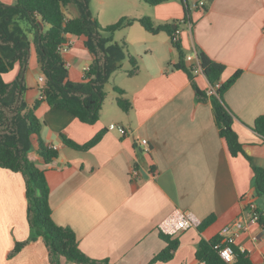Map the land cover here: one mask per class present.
<instances>
[{
  "label": "crops",
  "instance_id": "obj_1",
  "mask_svg": "<svg viewBox=\"0 0 264 264\" xmlns=\"http://www.w3.org/2000/svg\"><path fill=\"white\" fill-rule=\"evenodd\" d=\"M123 2L121 15L148 16L155 23L180 21L179 40L186 56L203 51L225 66L220 84L242 70L222 97L246 154L232 155L220 136L211 100H198L187 72L173 67L179 53L170 35L151 33L135 21L113 34L118 41L120 32L128 53L140 60L136 75L129 76V61L112 75L113 88L125 91L131 111L124 112L118 95L107 91L93 124L43 102L35 112L42 123L40 137L56 147L58 157L45 163L33 149L29 158L45 171L53 219L75 232L90 258L110 264H206L196 256L201 239L216 238L225 226L246 220L251 200L264 213V196L253 182V168H264V140L253 130L256 119L264 116V0H187L191 24L181 22L186 13L181 0L155 6L143 0ZM65 12L67 17L80 15L75 4ZM29 38L23 98L32 105L40 97L44 76L33 35ZM86 39L70 37V49L62 54L73 82H80L94 61ZM12 69L16 73L9 75ZM12 69L4 74L7 82L17 77L21 63ZM195 81L201 90L212 87L204 73L196 74ZM113 123L126 134L110 130ZM100 132L102 138L89 149H75L64 141L66 137L83 145ZM175 209L192 212L199 225L171 236L179 245L170 260H154L167 246L159 225ZM212 215L214 220L200 228ZM31 234L25 179L0 167V264H52L42 236L10 255L16 243ZM236 246L248 252L253 264H264V214L240 233ZM61 262L79 264L65 258Z\"/></svg>",
  "mask_w": 264,
  "mask_h": 264
},
{
  "label": "trees",
  "instance_id": "obj_2",
  "mask_svg": "<svg viewBox=\"0 0 264 264\" xmlns=\"http://www.w3.org/2000/svg\"><path fill=\"white\" fill-rule=\"evenodd\" d=\"M143 1L155 6L169 0ZM181 1L185 4L186 11L181 22L187 23L191 21L188 3L187 0ZM89 2V0H16L14 4H5L0 1V167L19 172L25 179L28 220L32 233L28 240L16 243L10 255L16 254L28 242L42 236L52 264H62L61 258L79 264H110L108 260L100 261L87 256L79 247L75 232L70 227L58 225L53 219L50 188L45 171L29 158V154L36 149L43 161L48 163L58 157V152L43 143L40 137L42 123L35 112L41 103L46 102L51 107L70 112L85 123H95L99 119L107 96L106 83L115 72L122 69L123 62L128 60L130 63L129 76L136 75L140 70L139 58L128 53L124 41H114L113 34L138 21L151 33L166 31L172 37L180 21L155 23L148 16L138 19L123 16L114 24L103 27L96 18H93ZM71 4L78 7L79 16L67 17L65 9ZM29 33L33 35L44 76V83L39 88L40 97L32 105L23 98V91L26 90L24 65L31 48ZM83 35L87 37L85 44L93 53L94 61L84 72L83 79L80 82H73L68 78L67 62L60 47L70 37ZM171 42L179 53L178 62L174 63L173 67L187 72L198 100H211L220 136L225 139L232 155L246 154L233 128L234 117L222 97L225 90L241 75L242 70H237L227 81L221 83L215 94L208 95L207 91L201 90L197 85L192 66L186 64V54L180 40ZM198 56L210 83L215 85L220 82L225 66L203 51H199ZM16 62L21 63L22 70L13 82H7L4 74L8 73ZM113 89L118 93L119 107L126 113L130 112L133 105L124 96L125 91L116 86ZM253 130L264 140V116L256 119ZM102 135L100 132L83 145L66 137L64 141L72 148L85 150L97 144ZM253 169L256 191L259 196H264V168ZM213 220L212 215L200 228ZM160 233L167 246L154 260L168 261L179 242L169 235ZM220 241L221 235L211 240L201 239L196 251L197 258L206 264H253L248 252L236 244L232 245L234 261L226 262L216 247Z\"/></svg>",
  "mask_w": 264,
  "mask_h": 264
},
{
  "label": "built area",
  "instance_id": "obj_3",
  "mask_svg": "<svg viewBox=\"0 0 264 264\" xmlns=\"http://www.w3.org/2000/svg\"><path fill=\"white\" fill-rule=\"evenodd\" d=\"M204 2H201L200 5H203ZM191 24L190 21L187 22ZM181 34V30L178 28L176 32L172 35V41H178L179 36ZM71 40H68L64 45L60 47L61 53H65L70 49ZM189 65L192 66L193 72L195 74L204 73L201 67V60L198 56V53L189 54L186 56ZM44 82V77L40 79ZM220 87V83H216L212 85V87L208 90V95L215 94L217 89ZM110 130H118L121 134H126V129L122 126L116 124L109 125ZM142 144L146 146L145 150H149L148 141L146 139L142 140ZM55 149L56 147H52ZM139 171L136 168H133L132 174L137 176ZM248 216L246 220H239L230 225L225 226L221 230V241L216 246L219 249L221 257L228 263H232L234 261V251L233 244H236V240L239 237L240 233L245 230L251 224H256L260 221L262 215L264 214L257 204L256 201L251 200L247 206ZM199 225V219L189 211H183L181 209H175L171 214H169L165 219H163L159 225L160 231L169 236H174L184 231L190 227Z\"/></svg>",
  "mask_w": 264,
  "mask_h": 264
},
{
  "label": "rangeland",
  "instance_id": "obj_4",
  "mask_svg": "<svg viewBox=\"0 0 264 264\" xmlns=\"http://www.w3.org/2000/svg\"><path fill=\"white\" fill-rule=\"evenodd\" d=\"M89 1H90L89 7H90V11L92 13L93 18L98 19L99 23L101 25L103 24V26L114 24L115 22H117L120 19V17L124 16V14L121 15L122 14L121 12H123L121 10V8L124 5L123 0H89ZM203 5H200V6H203ZM126 12H129V11H126ZM119 33L116 34L115 38H116V40H118V42H122L123 40L121 39ZM30 35H31V33H29V36ZM127 66H128V60H125L123 62L122 69H120V70H124ZM129 68H130V66H129ZM9 73H8L9 75H12V73H16V72H15V70L12 69ZM120 73H122V72L120 71ZM17 76H18V74H17ZM15 78L16 77L14 76L13 80H15ZM113 78H114V76H112L110 78L109 82L106 83L105 90L108 93H110L111 95L114 94L117 96L118 93L113 90V86H114Z\"/></svg>",
  "mask_w": 264,
  "mask_h": 264
},
{
  "label": "water",
  "instance_id": "obj_5",
  "mask_svg": "<svg viewBox=\"0 0 264 264\" xmlns=\"http://www.w3.org/2000/svg\"><path fill=\"white\" fill-rule=\"evenodd\" d=\"M42 27H43V25H42ZM173 28H174V29L176 28V24L173 25Z\"/></svg>",
  "mask_w": 264,
  "mask_h": 264
}]
</instances>
